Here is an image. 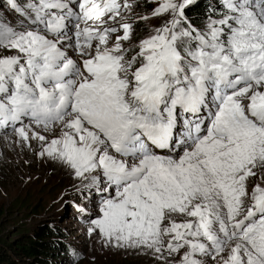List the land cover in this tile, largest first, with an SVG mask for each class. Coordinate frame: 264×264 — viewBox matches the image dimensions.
<instances>
[{
	"label": "snow or ice",
	"instance_id": "6c2138e0",
	"mask_svg": "<svg viewBox=\"0 0 264 264\" xmlns=\"http://www.w3.org/2000/svg\"><path fill=\"white\" fill-rule=\"evenodd\" d=\"M150 2L133 49L130 0H4L0 129L74 177L102 247L264 264V0L195 24L196 0Z\"/></svg>",
	"mask_w": 264,
	"mask_h": 264
},
{
	"label": "rangeland",
	"instance_id": "374dc122",
	"mask_svg": "<svg viewBox=\"0 0 264 264\" xmlns=\"http://www.w3.org/2000/svg\"><path fill=\"white\" fill-rule=\"evenodd\" d=\"M204 0H196L200 4ZM212 2V0H209ZM4 0H0V5ZM135 14L129 13L133 33L125 46L135 49L139 40L159 26L160 19L138 20L137 15H149L150 0H130ZM145 4L150 5L144 11ZM15 19L14 16H11ZM133 53L129 52L130 57ZM0 129V237L39 236L45 230H58L63 250L58 264H156L147 253L136 250L105 248L86 229L85 217L78 214L75 204L80 192L76 181L58 164L39 159L32 151L21 148L11 135ZM179 219V218H178ZM78 257L70 255L72 250ZM65 253V256L63 255Z\"/></svg>",
	"mask_w": 264,
	"mask_h": 264
},
{
	"label": "trees",
	"instance_id": "16d2710c",
	"mask_svg": "<svg viewBox=\"0 0 264 264\" xmlns=\"http://www.w3.org/2000/svg\"><path fill=\"white\" fill-rule=\"evenodd\" d=\"M212 2L204 0L189 12L194 24L199 22L201 15ZM149 8L150 5L145 4L143 10L146 12ZM59 233L52 228L37 237H13L10 240L0 237V264H58L55 260H60L59 253L64 247L58 239L52 237H58Z\"/></svg>",
	"mask_w": 264,
	"mask_h": 264
},
{
	"label": "bare ground",
	"instance_id": "6f19581e",
	"mask_svg": "<svg viewBox=\"0 0 264 264\" xmlns=\"http://www.w3.org/2000/svg\"><path fill=\"white\" fill-rule=\"evenodd\" d=\"M2 134H5V131H3Z\"/></svg>",
	"mask_w": 264,
	"mask_h": 264
}]
</instances>
